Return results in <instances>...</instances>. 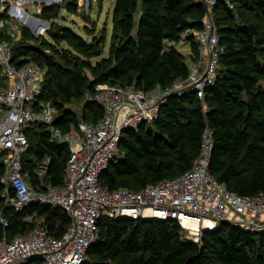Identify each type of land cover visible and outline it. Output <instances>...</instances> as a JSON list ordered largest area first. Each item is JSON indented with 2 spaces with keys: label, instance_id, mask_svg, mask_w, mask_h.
Masks as SVG:
<instances>
[{
  "label": "trees",
  "instance_id": "obj_1",
  "mask_svg": "<svg viewBox=\"0 0 264 264\" xmlns=\"http://www.w3.org/2000/svg\"><path fill=\"white\" fill-rule=\"evenodd\" d=\"M229 2L233 7L225 0L212 7L225 50L219 58L217 77L206 86L203 99L193 91L171 95L148 128L146 124L127 128L118 144L122 156L101 173L102 185L138 190L181 175L196 162L203 134L209 130L210 173L235 193L253 195L264 190V0ZM58 9L59 4L44 5L42 16L54 18ZM67 9L74 11L76 4H68ZM205 12L206 5L196 0H115L108 54L94 62L88 58L100 54L101 47L85 41L69 27H60L58 37L85 58L47 41L41 43L50 54L44 48L20 44L19 37H11L6 28L1 37L10 45L15 65L36 62L46 67L35 105L39 109L46 102L53 103L54 122L67 131L72 125L78 126L80 119L94 124L102 117L103 106L85 98L97 83L134 84L147 90L185 78V56L197 58V42L188 37L187 55L173 44L166 47L165 42L179 41L187 28H201ZM80 97L84 100L81 118L69 106ZM26 134L28 149L22 154V165L27 180L37 186L34 169L48 157L46 182L61 184L68 145L52 140L40 120L34 121ZM3 170L0 157V177ZM2 189L0 181V193ZM10 193L13 196L12 190ZM0 207L8 219V225H0V236L4 232L8 237L27 232L38 222L49 234L60 236L70 223L66 211L51 205L30 203L15 209L0 196ZM30 214L40 219L26 220ZM87 255L88 260L80 264H264V228L252 231L238 222L219 220L214 228L204 230L196 243L172 219L102 215L97 239L88 247ZM26 264L41 261L32 257Z\"/></svg>",
  "mask_w": 264,
  "mask_h": 264
},
{
  "label": "built area",
  "instance_id": "obj_2",
  "mask_svg": "<svg viewBox=\"0 0 264 264\" xmlns=\"http://www.w3.org/2000/svg\"><path fill=\"white\" fill-rule=\"evenodd\" d=\"M15 1L0 0V157L4 168L0 196L15 209L30 203L59 207L68 213L70 223L60 236L49 234L39 222L29 231L11 237L4 232L0 236V264H26L32 257L38 258L41 264L85 262L88 247L97 239L102 215L172 219L196 243L200 242L203 231L214 228L219 220L235 221L252 231L264 228V190L253 195L235 193L210 173L209 130L203 134L196 162L181 175L138 190L110 189L99 182L109 163L122 156L118 144L127 128H137L157 119L171 95L193 91L203 99L206 86L215 81L219 58L225 50L212 15V7L218 0H196L206 5L202 27L187 28L180 36L179 41L188 43V37L193 36L198 49L197 58L188 62L185 78L147 90L134 84L97 83L94 92H86L85 98L103 106L102 117L94 124L80 119L78 126L72 125L67 131L54 122L53 103L46 102L39 109L35 105L46 67L36 62L15 65L10 45L1 37L4 28L11 37L18 36V27L11 22L16 16L12 10ZM225 1L233 7L229 0ZM36 120L47 126L52 140L68 145L64 178L59 185L46 182L48 157L34 169L37 186L27 180L23 170L22 154L28 149L26 131ZM233 213L239 217L235 218ZM32 218L30 214L25 219L32 221ZM0 225H8L2 207Z\"/></svg>",
  "mask_w": 264,
  "mask_h": 264
},
{
  "label": "rangeland",
  "instance_id": "obj_3",
  "mask_svg": "<svg viewBox=\"0 0 264 264\" xmlns=\"http://www.w3.org/2000/svg\"><path fill=\"white\" fill-rule=\"evenodd\" d=\"M62 1L63 0H25L21 4H18V0L17 2L15 1L16 5L14 10H12L16 16L15 18H11V22L15 23L18 27L19 38L17 41H19L20 44L40 49L45 47L41 42L47 41L58 49H70L71 54L78 55L79 58H85V55L71 47L67 40L58 37L60 34V27L64 26L69 27L75 33L82 36L85 41L93 42L97 47H101L100 54L88 58L92 62L107 55L113 29L112 11L115 0H76V9L74 11H69L67 6L61 7L60 3ZM53 3L59 4L57 15L51 19L44 18L41 8L44 5ZM29 5H35L38 13L33 15V13L28 10ZM50 28L55 29L57 32L59 31V33L57 35L49 33ZM5 32L7 33L6 30ZM13 38L16 39L17 36ZM171 44L175 45L185 55L188 54L189 49L187 43L182 41L165 42L166 47ZM44 50L46 53H51L48 48H44ZM185 57L187 61L188 56ZM86 74L91 78L89 71L86 72ZM69 106L73 111H76L81 118L82 112L84 111V100L82 97L74 99ZM146 126L148 128L150 123H147ZM39 219L37 215H33L32 220L38 221Z\"/></svg>",
  "mask_w": 264,
  "mask_h": 264
},
{
  "label": "water",
  "instance_id": "obj_4",
  "mask_svg": "<svg viewBox=\"0 0 264 264\" xmlns=\"http://www.w3.org/2000/svg\"><path fill=\"white\" fill-rule=\"evenodd\" d=\"M71 3H76V0H63L61 3H60V6L61 7H66L68 4H71ZM42 9V8H41ZM28 10L33 13V15L37 14L38 11H37V7L35 5H29L28 6ZM57 31L55 29H52L50 28L49 29V33H56Z\"/></svg>",
  "mask_w": 264,
  "mask_h": 264
},
{
  "label": "crops",
  "instance_id": "obj_5",
  "mask_svg": "<svg viewBox=\"0 0 264 264\" xmlns=\"http://www.w3.org/2000/svg\"><path fill=\"white\" fill-rule=\"evenodd\" d=\"M25 0H18V4H21V3H23ZM185 43H187L188 44V49H189V52H190V46H189V43L188 42H185ZM188 52V53H189ZM191 60V58L188 56V58H187V61L186 62H189ZM233 216L235 217V218H238L239 216L237 215V214H235V213H233ZM249 217V216H248ZM263 219H262V221L264 222V216L262 217Z\"/></svg>",
  "mask_w": 264,
  "mask_h": 264
},
{
  "label": "bare ground",
  "instance_id": "obj_6",
  "mask_svg": "<svg viewBox=\"0 0 264 264\" xmlns=\"http://www.w3.org/2000/svg\"><path fill=\"white\" fill-rule=\"evenodd\" d=\"M15 5H16V3H15ZM15 5L13 6V10H14V8H15Z\"/></svg>",
  "mask_w": 264,
  "mask_h": 264
}]
</instances>
